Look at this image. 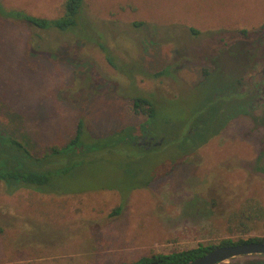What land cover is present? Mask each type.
I'll return each instance as SVG.
<instances>
[{"label": "rangeland", "instance_id": "rangeland-1", "mask_svg": "<svg viewBox=\"0 0 264 264\" xmlns=\"http://www.w3.org/2000/svg\"><path fill=\"white\" fill-rule=\"evenodd\" d=\"M1 2L55 19L65 0ZM82 17L83 26L65 32L0 18V125L36 151L65 146L81 119L94 137L138 124L131 100L139 95L185 122L217 92L215 79L193 85L209 71L231 83L244 44L264 42V0H85ZM262 106L174 166L164 161L172 152L121 144L59 179V194H9L0 183V264H122L264 239V220L246 233L231 222L248 200L264 207ZM164 129L159 123L154 133Z\"/></svg>", "mask_w": 264, "mask_h": 264}, {"label": "trees", "instance_id": "trees-1", "mask_svg": "<svg viewBox=\"0 0 264 264\" xmlns=\"http://www.w3.org/2000/svg\"><path fill=\"white\" fill-rule=\"evenodd\" d=\"M84 2L85 0H65L63 15L59 18L47 19L30 15L21 10L8 9L0 0V18L6 21L31 25L41 30L65 32L83 26ZM101 47L106 54L108 62L113 65L107 48ZM165 73L166 71H163L156 76ZM205 75L209 80L216 76L207 72ZM226 78L229 77L226 76ZM160 104L150 94L135 96L131 100V109L136 118L142 119L138 124L128 125L106 136L94 137L86 132L85 122L81 119L77 124L75 136L65 146H52L48 150L45 149L43 151H36L30 148L25 140L19 139L15 136V133L6 131L0 125V183L4 184L9 194H14L20 190H32L40 194H59L61 191L57 189L56 185L59 179H68L79 167L90 164L88 162L91 159L98 158L97 156L101 159L107 152L112 154L118 151L121 144L138 148L140 151H148V153L151 151L160 154L172 152L170 157L164 160L166 165L170 167L177 164L176 161L185 160L220 132V129L212 130L210 120L205 121L203 109L201 113H199L200 111L194 112L195 116L192 114L193 118L180 124H175L172 120L166 119L161 115ZM241 113L248 114L244 106H242ZM215 114L218 115L217 109ZM230 119L231 117L226 116L223 126H226ZM159 123H162L165 129L160 134H156L154 131ZM192 125L195 127L194 129H192ZM144 133L153 137L155 139L154 143L161 139L164 141L157 147L153 145L154 143H151L148 147L140 145L137 138ZM146 148L149 150H146ZM156 168L155 166L154 174H158L162 169L156 170ZM124 175L130 181L134 174L131 178L127 173ZM152 179L153 176L142 181L139 186L135 185V187L139 189L146 188ZM73 192L70 191L69 193ZM119 211L120 209H117L115 212L119 213ZM261 220H264V207L259 201H253L252 199L246 201L240 207L231 222L237 224L239 232L246 233L250 231L248 224ZM249 242H264V239L249 238L245 240L239 238L237 241L227 239L216 246L200 245L190 250L174 252L168 255L155 254L149 257H142L134 262L122 264H188L216 247Z\"/></svg>", "mask_w": 264, "mask_h": 264}, {"label": "flooded vegetation", "instance_id": "flooded-vegetation-1", "mask_svg": "<svg viewBox=\"0 0 264 264\" xmlns=\"http://www.w3.org/2000/svg\"><path fill=\"white\" fill-rule=\"evenodd\" d=\"M244 45L243 48L246 51L244 50V57L238 62V72L235 73L232 79L233 81L224 85L223 77L226 78V76H224L226 74H224V71H218L219 73H215L217 77L215 76L212 78V80L215 79L212 82V86H215L213 87L214 89L217 88V92L213 95L209 93L204 98V119H206L205 121L210 120L212 130L220 129L219 133L227 129L229 126L228 124L235 120L248 118L251 114H254V116L257 115L259 105H264V42L259 44L256 48L250 46L248 43ZM260 47L263 49L258 50ZM208 74H211V72L209 71ZM204 77L203 83L195 86L193 85L192 90L202 89L208 79L206 75ZM242 106H244L248 114L241 113ZM211 108L213 109V113L210 112ZM216 109L219 118L218 115L215 114ZM263 110L264 109L260 111L262 115H264ZM226 116L231 117V119L226 126H223ZM194 128L195 127L192 125V129ZM137 139L138 143L140 142L147 147L151 143L153 144L155 140L146 133L139 136ZM253 201L258 202V200L254 198ZM244 258H249L251 261H241V259ZM219 264H264V254L259 253L238 256Z\"/></svg>", "mask_w": 264, "mask_h": 264}, {"label": "water", "instance_id": "water-1", "mask_svg": "<svg viewBox=\"0 0 264 264\" xmlns=\"http://www.w3.org/2000/svg\"><path fill=\"white\" fill-rule=\"evenodd\" d=\"M163 141L161 139L153 145L156 147L160 146ZM139 144L142 145V143ZM259 253L264 254V243L251 242L232 246H219L188 264H219L234 257Z\"/></svg>", "mask_w": 264, "mask_h": 264}]
</instances>
